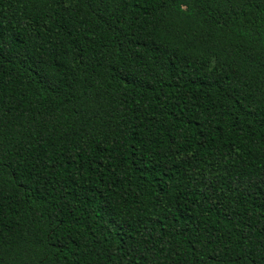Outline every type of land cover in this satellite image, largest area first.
Masks as SVG:
<instances>
[{"label":"trees","instance_id":"1","mask_svg":"<svg viewBox=\"0 0 264 264\" xmlns=\"http://www.w3.org/2000/svg\"><path fill=\"white\" fill-rule=\"evenodd\" d=\"M0 264H264V0H0Z\"/></svg>","mask_w":264,"mask_h":264}]
</instances>
